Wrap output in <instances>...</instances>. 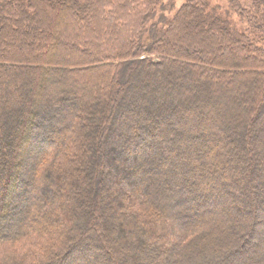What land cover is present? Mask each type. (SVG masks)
Masks as SVG:
<instances>
[{"label": "trees", "instance_id": "16d2710c", "mask_svg": "<svg viewBox=\"0 0 264 264\" xmlns=\"http://www.w3.org/2000/svg\"><path fill=\"white\" fill-rule=\"evenodd\" d=\"M226 1L0 0V264H264V0Z\"/></svg>", "mask_w": 264, "mask_h": 264}, {"label": "rangeland", "instance_id": "374dc122", "mask_svg": "<svg viewBox=\"0 0 264 264\" xmlns=\"http://www.w3.org/2000/svg\"><path fill=\"white\" fill-rule=\"evenodd\" d=\"M182 1L183 0H174L175 8H178L179 5L182 3ZM209 1H210L211 5H214V4L215 5H219L223 10H225L227 8V1L226 0H209ZM231 16L236 22V18H235L236 16L234 14H232ZM53 119L54 118L51 119V122L55 123L56 120H53ZM12 122H13V120H12ZM12 122H10L11 124L9 123L8 127H7L9 133L12 130V124H13ZM150 125H148V126H150ZM113 126L117 127L116 124L113 125ZM1 140H3L4 143H6L7 140H8V137H6V138L2 137ZM111 142H112V144H114L115 143V138H112ZM8 143L9 142H7V144ZM24 147L29 148V151L31 150L30 147L28 146V144H27V146H26V144H24L23 148ZM131 154H132V152H130L129 154L128 153H125V154L120 153L119 155H121V158L124 161L126 160L128 162V158L131 157L130 156ZM133 154H134V152H133ZM20 158H21L20 162L17 161V166L14 168V173L15 174H18L21 171H23L24 169H26L27 167H29V166H27L28 162L30 160L32 161V159H31L32 155L30 156L28 153H24ZM128 163H127V166H126L124 162H122L120 160L116 161V160L113 159L111 162H106L104 165H105V169L106 170L107 169H111L112 170L113 168H116V169L118 168L122 172L123 171L124 172H126V171L128 172L129 171V169H128V165L129 164ZM109 173H110V171H107V174L105 173V175L102 178V179H104V182L107 185L106 186L107 187L106 193H103L104 191H102V190L98 194L97 193H91V194H89L88 202L92 203L93 201H96V203H99V202L105 203V205L108 207V212L111 214V216H113V218L115 219V222H118L120 220V214H119L118 207L122 203L123 199H122V194L120 193L121 191H117L116 188L123 189V186H122L121 182L123 180H125L126 178H124L122 173H119V171H118V173H116V175L114 177H108ZM139 178H141V180L145 179V177L142 178V176L139 177ZM91 184L92 185L95 184L94 177L92 178ZM97 196H98V198H97ZM218 206L219 205H215L214 207L217 208V210H218L219 209ZM115 225H116L115 227L117 228L118 224L115 223ZM120 227L121 228L123 227V229L125 228V226H123V225H120ZM116 241L118 243L123 244V242L126 241V237L123 235L121 239H117ZM158 247H160L162 249V247H164V244L161 243V244H159Z\"/></svg>", "mask_w": 264, "mask_h": 264}, {"label": "bare ground", "instance_id": "6f19581e", "mask_svg": "<svg viewBox=\"0 0 264 264\" xmlns=\"http://www.w3.org/2000/svg\"><path fill=\"white\" fill-rule=\"evenodd\" d=\"M155 134H154V132L153 131H151V138L152 139H154L155 138V136H154ZM23 146H24V142H22V140H18L17 142H15L13 145H9V148H8V150L9 149H13V150H15V152L18 154V158H19V161L21 160V156H19V154L21 153V151L23 150ZM10 150V151H11ZM128 169H129V175L131 176V175H133V172L135 171V163L134 164H129L128 165Z\"/></svg>", "mask_w": 264, "mask_h": 264}]
</instances>
